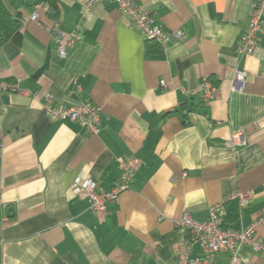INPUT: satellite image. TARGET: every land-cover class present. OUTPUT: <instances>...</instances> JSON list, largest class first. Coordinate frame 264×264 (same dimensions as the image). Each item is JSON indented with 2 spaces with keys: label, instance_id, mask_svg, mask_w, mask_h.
I'll return each instance as SVG.
<instances>
[{
  "label": "crops",
  "instance_id": "crops-1",
  "mask_svg": "<svg viewBox=\"0 0 264 264\" xmlns=\"http://www.w3.org/2000/svg\"><path fill=\"white\" fill-rule=\"evenodd\" d=\"M86 1L59 0L54 19L47 0H3L20 20L40 7V21L21 23L0 48V264H171L183 213L203 221L221 205L223 228L252 225L264 207V34L251 55L236 44L253 0H137L156 26L184 32L161 46L114 2L84 12ZM54 24L79 36L65 58ZM236 69L247 73L239 89ZM203 77L215 86L208 102L195 91ZM46 94L51 105H97L99 132L48 117ZM238 130L247 143L233 149ZM126 157L138 161L131 187L101 219L80 183L110 191ZM255 234L264 243V224ZM239 257L264 264L247 245ZM211 264H230L229 253Z\"/></svg>",
  "mask_w": 264,
  "mask_h": 264
},
{
  "label": "built area",
  "instance_id": "built-area-1",
  "mask_svg": "<svg viewBox=\"0 0 264 264\" xmlns=\"http://www.w3.org/2000/svg\"><path fill=\"white\" fill-rule=\"evenodd\" d=\"M104 0H87L84 4V12H87L93 5ZM115 3L119 11L126 16L143 36L146 41H152L158 45H163L169 40L181 41L184 32L180 29L164 31L154 23V18L148 9L143 7L137 0H110ZM39 8L35 9L28 19H21V23L26 21H40ZM56 34V50L60 58L67 56V50L75 45L79 40L76 31L65 34L61 32L57 25L47 27ZM264 34V0H253L249 15L246 20L244 33L239 37L236 50L240 55H251L258 48L259 35ZM246 71L236 69L233 78V87L241 88L246 80ZM264 77V67L261 70ZM18 91V84L10 88ZM196 93L200 95L204 102H208L215 91V86L208 77H203ZM49 94L45 95L43 109L46 115L53 119L70 120L85 128L88 133L96 135L100 129L101 110L90 101L79 102L74 106L66 107L63 104H54ZM247 143V135L244 130L234 131L230 140L226 144L233 148H241ZM138 161L132 157H126L117 162L118 175L115 184L110 191H103L90 178L84 179L80 183V195L84 198L90 211L101 219H105L109 203L117 201L120 194L131 187L132 180L136 174ZM243 203L246 197L241 196ZM264 224V207L260 210L259 216L254 223L245 229L223 228L221 226V205L211 207L207 219L198 221L193 219L188 213L175 221V226L184 231V236L176 241L173 248V261L171 264H211L215 254L228 252L230 264H238L240 251L244 246H250L255 253H264V243L257 239L255 226ZM200 249L201 256L192 258L193 248Z\"/></svg>",
  "mask_w": 264,
  "mask_h": 264
},
{
  "label": "trees",
  "instance_id": "trees-1",
  "mask_svg": "<svg viewBox=\"0 0 264 264\" xmlns=\"http://www.w3.org/2000/svg\"><path fill=\"white\" fill-rule=\"evenodd\" d=\"M58 1L59 0H47V13L54 19L58 9ZM20 26L21 20L19 16L11 13L5 6L3 0H0V48L12 37V35L18 30ZM159 46H156V51H159ZM3 210V206L0 205V219L3 216Z\"/></svg>",
  "mask_w": 264,
  "mask_h": 264
},
{
  "label": "water",
  "instance_id": "water-1",
  "mask_svg": "<svg viewBox=\"0 0 264 264\" xmlns=\"http://www.w3.org/2000/svg\"><path fill=\"white\" fill-rule=\"evenodd\" d=\"M13 210V208L12 207H9L7 210H6V213H7V216L9 217V216H12L11 214H10V212Z\"/></svg>",
  "mask_w": 264,
  "mask_h": 264
}]
</instances>
